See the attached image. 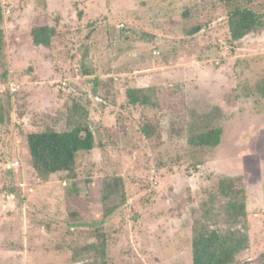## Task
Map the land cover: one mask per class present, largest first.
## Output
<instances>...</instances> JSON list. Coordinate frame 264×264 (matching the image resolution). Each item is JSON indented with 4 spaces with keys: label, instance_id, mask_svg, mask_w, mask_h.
<instances>
[{
    "label": "rangeland",
    "instance_id": "obj_1",
    "mask_svg": "<svg viewBox=\"0 0 264 264\" xmlns=\"http://www.w3.org/2000/svg\"><path fill=\"white\" fill-rule=\"evenodd\" d=\"M232 3L0 0V264H101L85 249L100 241L98 229L107 264H192L195 220L228 225L225 177H239L247 197L249 244L237 264H264V27L233 40ZM244 5L264 16V0ZM43 24L55 29L48 47L31 34ZM131 87L160 105L129 104ZM79 119L96 147L80 152L75 181L64 173L45 184L27 134ZM215 127L216 147L188 142Z\"/></svg>",
    "mask_w": 264,
    "mask_h": 264
},
{
    "label": "trees",
    "instance_id": "obj_2",
    "mask_svg": "<svg viewBox=\"0 0 264 264\" xmlns=\"http://www.w3.org/2000/svg\"><path fill=\"white\" fill-rule=\"evenodd\" d=\"M230 4L228 27L233 40H240L248 34L264 27V16L244 5V1L228 0ZM4 10L0 4V57L5 53ZM201 28L196 26L191 33H197ZM33 41L37 45L50 46L55 29L49 25H37L31 30ZM149 89L131 87L127 89V99L131 105L157 107L159 102L148 93ZM258 91L264 97V79L258 84ZM155 92V90H153ZM74 107L80 109L78 104ZM173 112L175 110H172ZM177 112V111H176ZM81 119V118H80ZM72 122L70 127L63 130L47 128L32 131L27 134V144L30 150L32 166L37 177L44 183L56 176H64L75 181L77 177L78 156L80 152H90L96 147V137L87 121ZM143 132L152 137L150 127L145 126ZM223 129L221 127L202 130L192 134L188 142L194 148L216 147L220 144ZM122 178H114V183L103 192L106 203L114 195V189L120 185ZM239 177H225L219 181V190L227 198L225 213L228 225L226 228H214L205 218L195 220L192 240V264H237L239 255L249 244V225L247 223L248 209L246 191L239 185ZM118 208L106 206L104 218ZM98 229L100 241L90 244L86 250L95 249L103 257L101 264H107L106 250L108 246L107 234ZM243 264H249L245 262Z\"/></svg>",
    "mask_w": 264,
    "mask_h": 264
},
{
    "label": "built area",
    "instance_id": "obj_3",
    "mask_svg": "<svg viewBox=\"0 0 264 264\" xmlns=\"http://www.w3.org/2000/svg\"><path fill=\"white\" fill-rule=\"evenodd\" d=\"M62 85H63L64 88H65V87H68V86H69V83H68L67 80H63V81H62ZM11 90H12L13 92L16 91V88H15V84H14V83H11ZM19 164H20V162L17 161V160L14 161V162H11V166H13V167L19 166ZM65 184H66V183H65Z\"/></svg>",
    "mask_w": 264,
    "mask_h": 264
},
{
    "label": "crops",
    "instance_id": "obj_4",
    "mask_svg": "<svg viewBox=\"0 0 264 264\" xmlns=\"http://www.w3.org/2000/svg\"><path fill=\"white\" fill-rule=\"evenodd\" d=\"M46 184V183H45Z\"/></svg>",
    "mask_w": 264,
    "mask_h": 264
}]
</instances>
